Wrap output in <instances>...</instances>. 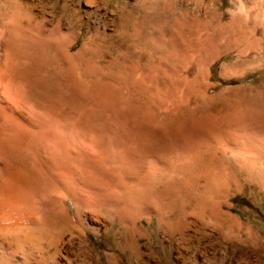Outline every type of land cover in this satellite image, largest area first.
<instances>
[{
    "label": "rangeland",
    "instance_id": "1",
    "mask_svg": "<svg viewBox=\"0 0 264 264\" xmlns=\"http://www.w3.org/2000/svg\"><path fill=\"white\" fill-rule=\"evenodd\" d=\"M0 7V116L22 124L12 144L4 141L2 164L35 160L39 139L29 118L39 114L56 128L81 130L108 158L116 154L117 130L131 120L126 112L157 116L167 155L179 156L180 173L166 169L146 196L127 171H104L106 187L121 189L123 178L126 191L111 205L104 195L79 205L77 228L45 223L54 207L39 204L32 244L58 250L46 264H60L65 248L77 264H264V0H3ZM223 159L259 172L206 183L208 167L218 176L226 171ZM3 243L15 264L25 263L17 240Z\"/></svg>",
    "mask_w": 264,
    "mask_h": 264
},
{
    "label": "bare ground",
    "instance_id": "2",
    "mask_svg": "<svg viewBox=\"0 0 264 264\" xmlns=\"http://www.w3.org/2000/svg\"><path fill=\"white\" fill-rule=\"evenodd\" d=\"M3 0H0V2ZM141 1V0H140ZM98 2V1H97ZM119 2V1H118ZM96 3V2H95ZM143 3V2H142ZM145 3V2H144ZM153 3V2H152ZM167 3V2H166ZM4 4V3H3ZM147 4V3H146ZM9 5V4H8ZM94 5V4H93ZM141 5V4H140ZM139 5V6H140ZM13 6V5H12ZM155 6V5H154ZM165 6V5H164ZM168 6V5H167ZM171 6V5H170ZM1 8V7H0ZM8 8V7H7ZM14 8V7H13ZM17 8V6H16ZM124 7H121L119 10V22L125 21L124 17ZM133 8V6H132ZM12 9V8H11ZM137 9V7H136ZM139 9V8H138ZM17 10V9H16ZM15 10V11H16ZM140 10V9H139ZM159 10V9H158ZM175 10V9H174ZM1 11V9H0ZM14 11V9H13ZM141 11V10H140ZM166 11V9H165ZM164 11V12H165ZM10 12V9H9ZM158 12V11H157ZM7 13V12H6ZM15 12H13L14 14ZM166 13V12H165ZM171 13V12H170ZM178 13V12H177ZM1 14V12H0ZM10 14V13H9ZM118 14V13H117ZM172 14V13H171ZM179 15V14H178ZM2 16V15H1ZM4 16V14H3ZM9 16V15H8ZM15 16V15H14ZM17 16V15H16ZM118 16V15H117ZM165 16V15H164ZM177 17V16H176ZM196 17V16H195ZM7 18V17H5ZM15 18V17H14ZM9 19V18H8ZM13 19V18H12ZM11 19V20H12ZM15 18L14 20H16ZM172 19V18H171ZM177 19V18H176ZM7 20V19H6ZM5 20V21H6ZM3 22V21H2ZM11 21L9 19V24ZM189 22V21H188ZM187 22V23H188ZM1 23V22H0ZM12 23V22H11ZM14 23V22H13ZM12 23V24H13ZM2 24V23H1ZM6 24V23H5ZM4 24V25H5ZM123 24V23H122ZM166 24V23H165ZM184 24V23H183ZM191 24V23H190ZM117 25V24H116ZM3 26V25H2ZM1 26V27H2ZM8 26V25H6ZM15 26V25H12ZM11 26V27H12ZM118 26V25H117ZM63 27V26H62ZM78 27V26H77ZM82 27V26H81ZM119 27V26H118ZM137 27V26H136ZM4 28V26H3ZM76 28V27H75ZM96 28V27H95ZM135 28V27H133ZM2 29V28H1ZM8 29H11L8 27ZM15 29V27H14ZM74 29V28H73ZM94 29V28H93ZM122 29V28H121ZM127 29V28H126ZM182 29V28H181ZM5 30V28H4ZM13 30V29H12ZM177 30V29H176ZM180 30V29H179ZM8 31V30H7ZM80 31V30H78ZM122 31V30H121ZM1 32V31H0ZM9 32V31H8ZM7 32V33H8ZM72 32V31H71ZM76 32V31H75ZM4 33V32H3ZM70 33V32H69ZM81 33V32H79ZM92 33V32H91ZM90 33V34H91ZM100 33V32H99ZM119 33V31H118ZM75 33H73L74 35ZM87 34V33H86ZM95 34V33H93ZM117 34V33H116ZM58 35V34H57ZM61 35V34H60ZM65 35V33H64ZM76 35V34H75ZM97 35V34H96ZM102 35V34H100ZM131 35V34H130ZM138 35V34H137ZM141 35V33H140ZM2 36V35H1ZM9 36V35H8ZM71 36V34H70ZM69 36V37H70ZM92 36V35H91ZM90 36V37H91ZM103 36V35H102ZM107 36V35H106ZM121 36V35H120ZM123 36V35H122ZM133 36V35H132ZM33 37V36H32ZM65 37V36H64ZM89 37V38H90ZM104 37V36H103ZM131 37V36H130ZM136 37V35H135ZM62 38V37H61ZM88 38V37H87ZM86 38V39H87ZM88 38V39H89ZM93 38V36H92ZM118 38V37H117ZM123 38V37H122ZM132 38V37H131ZM73 39V38H72ZM75 39V38H74ZM101 39V37H100ZM109 39V38H108ZM115 39V38H114ZM121 39V38H120ZM130 39V38H129ZM135 39V38H134ZM132 39V40H134ZM55 40V39H54ZM90 40H92L90 38ZM106 40V39H103ZM102 40V41H103ZM2 41V40H1ZM0 41V42H1ZM47 41V39H46ZM52 41V39H51ZM61 41V40H60ZM66 41V39H65ZM86 41V40H85ZM57 42V40H56ZM63 42V41H62ZM74 42V40H73ZM79 42V41H78ZM66 43V42H65ZM90 43V42H88ZM99 43V42H98ZM87 43H85L86 45ZM93 44V43H92ZM62 45V44H60ZM82 45V44H81ZM90 45V44H89ZM1 46V45H0ZM84 46V45H83ZM82 46V47H83ZM92 46V45H91ZM73 47V46H72ZM80 47V48H82ZM70 48V47H69ZM86 48V47H84ZM5 51V50H4ZM65 51V50H64ZM100 51V50H99ZM68 52V51H67ZM45 53V52H44ZM50 53V52H49ZM59 54V53H58ZM71 54V53H70ZM1 57V56H0ZM6 57V56H5ZM65 57V56H64ZM74 57V56H73ZM71 57V58H73ZM76 57V56H75ZM78 57V56H77ZM61 58V57H60ZM1 59V58H0ZM4 60V58L2 59ZM45 61V60H44ZM47 61V60H46ZM2 62V61H1ZM0 62V63H1ZM5 62V61H3ZM2 62V63H3ZM54 62V61H53ZM4 64V63H3ZM58 64V63H57ZM62 64V63H60ZM59 64V65H60ZM66 64V63H65ZM2 65V64H1ZM63 65V64H62ZM3 66V65H2ZM45 66V65H44ZM48 67V65L46 64ZM84 66V65H83ZM63 67V66H62ZM5 68V67H4ZM59 68V67H57ZM84 68V67H83ZM121 68V67H120ZM54 70V69H53ZM158 70V69H157ZM2 71V70H1ZM55 71V70H54ZM53 71V72H54ZM86 71V70H84ZM3 72V71H2ZM156 72V71H155ZM55 73V72H54ZM1 74V73H0ZM6 75V74H4ZM43 75V74H42ZM41 75V76H42ZM49 75V74H48ZM69 75V74H68ZM156 75V74H155ZM45 76V75H44ZM119 76V75H118ZM1 77V76H0ZM6 77V76H5ZM11 77V76H10ZM43 77V76H42ZM69 77V76H68ZM2 78V77H1ZM16 78V77H15ZM45 78V77H44ZM156 78V77H155ZM9 79V78H8ZM53 79V78H52ZM118 79V78H117ZM157 79V78H156ZM2 81V79H0ZM10 80V79H9ZM46 80V79H45ZM5 82V81H4ZM8 82V80L6 81ZM52 82V81H50ZM1 83V82H0ZM11 83V82H10ZM46 83V82H45ZM68 83V82H67ZM55 84V83H54ZM97 84V83H96ZM113 84V83H112ZM8 84H6L7 86ZM46 85V84H45ZM48 85V84H47ZM58 85V84H57ZM63 85V84H62ZM67 85V84H66ZM4 86V85H3ZM9 86V85H8ZM43 86V85H42ZM96 86V85H95ZM124 86V83H123ZM126 86V85H125ZM1 87V86H0ZM89 87V85L87 86ZM115 87V86H114ZM122 87V86H121ZM2 88V87H1ZM11 88V87H10ZM15 88V87H14ZM54 88V87H53ZM95 88V87H94ZM117 88V87H116ZM123 88V87H122ZM5 89V88H4ZM23 89V88H22ZM80 89V88H79ZM88 89V88H87ZM91 89V88H90ZM103 90V89H102ZM8 91V88L6 89ZM14 91V90H13ZM13 91L12 94H13ZM18 92V89L16 90ZM28 91V90H27ZM43 91V90H42ZM49 91V90H48ZM9 91V93H11ZM15 92V91H14ZM122 92V90H121ZM8 93V92H7ZM50 93V92H49ZM83 93V92H82ZM85 93V92H84ZM98 93V92H97ZM110 93V92H109ZM15 94V93H14ZM13 94V95H14ZM22 94V93H21ZM37 94V92H36ZM12 95V97H13ZM27 97V94H24ZM23 95V96H24ZM96 95V94H95ZM117 95V94H116ZM10 96V95H8ZM43 96V95H42ZM50 96V94H49ZM81 96V95H80ZM79 96V97H80ZM97 96V95H96ZM95 96V97H96ZM10 97L12 100L13 98ZM17 97V96H16ZM15 97V98H16ZM19 97V96H18ZM25 97V98H26ZM53 97V94L51 95ZM111 97V96H110ZM114 97V95H113ZM142 97V96H141ZM23 98V97H22ZM159 98V97H158ZM9 99V98H8ZM18 99V98H17ZM24 99V98H23ZM30 99V98H29ZM39 99V98H38ZM22 100V99H21ZM21 100L20 101L22 104ZM25 100V99H24ZM27 100V98H26ZM41 100V99H40ZM44 100V99H43ZM54 100V99H53ZM110 100V99H109ZM16 101V100H14ZM12 101V102H14ZM16 101V103H18ZM36 101V100H35ZM47 101V100H46ZM111 101V100H110ZM37 102V101H36ZM56 102V101H55ZM27 103V102H26ZM25 103V105H26ZM32 103V102H31ZM35 104V102H33ZM38 103V102H37ZM44 103V102H43ZM123 103V102H122ZM15 104V103H13ZM40 104V102H39ZM10 105V104H9ZM19 105V103H18ZM11 107H15L10 105ZM25 107L24 105H22ZM21 106V107H22ZM33 109L36 112V109ZM30 106L27 107L28 110ZM42 106V105H41ZM155 106V105H153ZM17 107V105H16ZM22 107V108H23ZM37 107V106H35ZM20 110V106L18 107ZM17 108V109H18ZM32 108V107H31ZM44 108V107H43ZM25 109V108H24ZM21 109L20 111L24 110ZM131 109V108H130ZM160 109V108H159ZM4 110V109H3ZM2 110V111H3ZM17 110V111H19ZM5 111V110H4ZM16 111V110H15ZM38 111V110H37ZM44 111V110H43ZM32 112V111H31ZM49 112V111H48ZM5 113V112H4ZM23 113V111H22ZM26 113V112H24ZM81 113V112H80ZM131 118V120L127 123L126 128H119L117 130V141L115 144L116 154L113 158H108L107 156L99 153L96 144H94L93 140L91 145L88 143L86 137L82 133L81 130H70L73 128L64 129L63 127L58 126L57 128L47 121V118L43 120L44 116L39 115L34 117L32 113L31 118L29 115V123L31 125L30 134L35 135L38 138V142L36 141V158L35 160L30 161L29 163L23 164L22 166H14L8 163H5L3 160L0 162L2 165L0 166V174L2 173L5 176L4 181H1L0 184V243L6 241L7 238L15 239L17 242L21 244V254L23 256V260L26 264H46L49 260H52L57 256L58 250L50 249L49 245L39 246L33 245L32 242L35 240L34 232L40 227L41 222H38L37 218L40 215L38 212L41 211L42 205H51L54 207V212H45L44 220L45 223H53L59 224V222L66 221L67 224L72 228H77L80 224L79 217V205L84 206L85 208L89 207L88 199L91 197H99L105 196V201L109 204L111 203L113 198L122 196V191L125 192L124 189V180L121 179V189H113L111 186L106 187L105 181L102 180L101 174L106 173V171L111 174L114 172L115 168H120L127 171L130 179L140 180L137 181L139 186L141 187V191L145 192L146 196L149 191H153V187L159 185L162 182L164 171L167 169L169 171H173L175 174L180 173L179 171V156H173V153H169L167 155L164 147L163 134L160 133V128L163 127V121L158 119L157 116H149L143 114H137L132 112H126ZM12 113H10L11 115ZM28 114V113H27ZM156 114V113H155ZM154 114V115H155ZM0 116V151L5 149L4 141L8 142L9 145L12 144L11 141L14 139L13 136L17 130L14 120L15 117H7ZM18 115V114H17ZM45 115V114H44ZM14 116V115H13ZM42 116V118H41ZM47 116V115H46ZM17 118V116H16ZM52 118H54L52 116ZM64 118V117H63ZM24 120V119H23ZM53 120V119H52ZM58 120V119H57ZM67 120V119H66ZM77 120V118H76ZM64 121V119H63ZM86 121V118H85ZM20 122V121H19ZM73 122V121H72ZM89 122V121H86ZM79 123V122H78ZM84 123V122H83ZM24 124V123H23ZM56 124V123H55ZM61 124V122L59 123ZM71 124V123H70ZM57 125V124H56ZM62 126V125H61ZM74 126V125H72ZM71 126V127H72ZM28 127V126H26ZM24 126V128H26ZM60 127V128H59ZM23 128V127H22ZM21 128V129H22ZM30 128V127H29ZM62 128V129H61ZM20 129V128H18ZM78 129V128H77ZM24 131V129H22ZM30 130V131H31ZM29 131V132H30ZM21 132V131H20ZM26 132V131H25ZM28 132V129H27ZM84 132V131H83ZM24 133V132H22ZM89 133V132H88ZM28 134V133H25ZM19 135V134H18ZM88 135V134H87ZM93 135V134H92ZM91 134V138L93 137ZM97 135V134H95ZM14 136V137H15ZM27 136V135H26ZM31 136V135H30ZM108 136V135H107ZM88 137V136H87ZM29 138V137H28ZM34 138V136H33ZM17 139V138H16ZM27 139V138H26ZM109 139V138H108ZM8 140V141H7ZM20 140V139H19ZM31 140V138H30ZM16 141V140H15ZM23 141V140H22ZM5 142V143H6ZM27 142V141H26ZM33 142V140H32ZM31 142V143H32ZM102 143V142H101ZM115 143V142H114ZM16 144V142L14 143ZM21 144V143H19ZM25 145V142L23 143ZM30 145V143H29ZM17 146V145H15ZM22 146V145H21ZM18 145V147L21 148ZM108 146V144H107ZM4 147V148H3ZM12 147V146H11ZM14 147V146H13ZM12 147V148H13ZM34 147V146H33ZM34 147V148H35ZM109 147V146H108ZM9 148V147H7ZM107 148V147H106ZM10 149V148H9ZM15 149V148H14ZM25 149V146H24ZM33 149V148H32ZM101 149V148H100ZM6 150V149H5ZM20 150V149H19ZM23 149H21L22 151ZM28 151L27 149H25ZM173 150V149H172ZM17 151V150H16ZM109 151V150H108ZM2 151L1 154H3ZM20 152V151H18ZM22 153V152H21ZM108 153V152H107ZM110 153V152H109ZM8 154V153H7ZM16 154V152H15ZM5 155V154H4ZM224 155V154H223ZM14 156V155H13ZM26 156V155H25ZM225 156V155H224ZM2 157V156H0ZM19 157V156H18ZM238 157V156H237ZM17 158V157H16ZM177 158V160H176ZM2 159V158H0ZM169 159L168 164H166L165 160ZM213 159V158H212ZM228 159V158H227ZM224 160L227 162L226 167L224 168L226 171L223 172L221 169V176H218L216 171L211 167H208L205 171V182L206 183H218V184H228L230 178L233 176L234 179L243 172L247 174H253L259 172L258 170H254L252 168H245L240 163L237 164L234 162V166L228 160ZM6 160V157H5ZM1 161V160H0ZM8 161V159L6 160ZM22 161V160H21ZM238 163L241 161L239 159L236 160ZM247 167V166H246ZM252 167V166H251ZM218 170V168H217ZM172 172V173H173ZM224 177L222 174H224ZM114 174V173H113ZM171 175V174H170ZM3 176V177H4ZM138 176V177H135ZM174 176V174H173ZM101 177V178H100ZM196 177V176H195ZM114 179V178H113ZM203 179V180H204ZM115 182V181H114ZM119 182V179H118ZM186 184V183H185ZM191 184V183H190ZM126 185V184H125ZM183 185V183H182ZM187 186V185H186ZM185 186V187H186ZM225 186V185H224ZM189 187V186H188ZM186 187V188H188ZM207 187V186H206ZM158 188V186H157ZM220 189V188H219ZM227 189V188H226ZM223 190V189H221ZM160 192V191H159ZM158 192V194H160ZM212 194V193H211ZM218 194V193H217ZM220 194V193H219ZM126 195V193L124 194ZM162 195V194H161ZM113 196V197H112ZM132 197V196H130ZM134 197V196H133ZM136 197V196H135ZM151 196H148V198ZM147 198V199H148ZM132 199V198H131ZM145 200V199H144ZM149 200V199H148ZM42 202V203H41ZM97 202V201H96ZM115 202V201H114ZM133 202V201H132ZM151 202V200H150ZM155 202V201H154ZM66 203L70 204V210H68L65 206ZM166 203V202H165ZM176 203V202H175ZM182 204V203H181ZM184 204V203H183ZM100 205V204H99ZM111 205V204H110ZM154 205V204H153ZM93 206V205H92ZM101 206V205H100ZM126 206V205H124ZM117 208V207H116ZM101 209V207H100ZM109 209V208H108ZM108 209H106L108 211ZM112 209V208H111ZM115 209V208H114ZM103 210V209H102ZM181 210V209H180ZM84 211V210H83ZM82 211V212H83ZM88 211V210H87ZM86 212V211H85ZM93 213V212H92ZM100 213V211H99ZM111 213V212H110ZM91 214V213H90ZM107 214V213H106ZM96 215V214H95ZM101 215H103L101 213ZM148 215H150L148 213ZM111 216V215H110ZM118 216L119 222H122V217L118 214H114L113 218ZM53 217V218H52ZM94 217V216H93ZM103 217H106L103 215ZM102 217V218H103ZM111 218V217H110ZM97 220V219H95ZM106 220V219H105ZM109 220V219H108ZM121 220V221H120ZM131 224L134 228L135 218H131ZM139 221L144 220L143 218L138 219ZM174 220V219H173ZM95 222V221H94ZM101 222V220H100ZM105 222V221H104ZM96 223V222H95ZM105 224V223H104ZM103 224V225H104ZM53 225V224H52ZM67 225V226H68ZM109 225V223H108ZM58 226V225H57ZM66 226V225H65ZM84 226V225H83ZM60 227V226H59ZM62 227V226H61ZM116 227V226H115ZM114 227V228H115ZM121 227V226H120ZM57 228V227H56ZM87 228V227H86ZM106 228V227H105ZM95 228L92 229V233ZM108 228H106L107 230ZM111 229V228H109ZM128 229V228H127ZM126 229V230H127ZM15 231L12 233L11 231ZM115 230V229H114ZM1 231H6L9 234V237L5 238L4 235L1 234ZM10 231V232H9ZM49 231V230H48ZM79 231V230H78ZM141 231V230H140ZM131 232V231H130ZM115 231L113 232V234ZM46 234V233H45ZM74 236V234H73ZM76 236V235H75ZM129 239L133 242V235L129 234ZM78 240V239H77ZM16 242V241H15ZM10 243V242H9ZM77 243V242H75ZM81 243V242H79ZM4 244V243H3ZM71 244V243H70ZM78 244V243H77ZM1 245V244H0ZM14 245V244H13ZM73 245V244H72ZM81 245V244H80ZM3 246V245H2ZM1 246V247H2ZM8 246V245H7ZM82 246V245H81ZM80 246V247H81ZM73 247V246H72ZM7 248V247H6ZM16 248V246H15ZM82 248V247H81ZM17 249V248H16ZM75 249V248H74ZM2 250V249H1ZM0 250V264H13L14 260L11 257L13 254L11 252L1 251ZM8 250V249H7ZM73 250V249H72ZM82 250V249H81ZM81 250L77 251V255L80 254ZM9 251V250H8ZM87 253V252H86ZM16 255V254H15ZM81 255V254H80ZM60 264H77L74 261V256L68 249H63L61 251V255H59ZM109 257V256H108ZM107 257V258H108ZM85 259V258H84ZM87 259V258H86ZM109 259V258H108ZM58 260V261H59ZM57 261V260H56ZM85 261V260H84ZM88 261V260H87ZM104 261V260H103ZM23 262V261H22ZM21 262V263H22ZM91 262V261H90ZM108 264L110 260L107 261ZM17 263V262H16ZM20 263V264H21ZM24 263V264H25ZM83 263V262H82ZM88 263V262H87ZM15 264V263H14ZM54 264V262H53Z\"/></svg>",
    "mask_w": 264,
    "mask_h": 264
}]
</instances>
